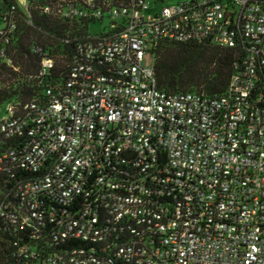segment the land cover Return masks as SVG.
I'll return each mask as SVG.
<instances>
[{"label": "built area", "instance_id": "2783aa9c", "mask_svg": "<svg viewBox=\"0 0 264 264\" xmlns=\"http://www.w3.org/2000/svg\"><path fill=\"white\" fill-rule=\"evenodd\" d=\"M101 2L57 5L108 26L78 39L56 81L55 55L31 44L40 97L0 112V138L15 140L0 156L11 264H264V0ZM17 10L27 1L1 17L3 57ZM158 40L243 57L220 96L167 93L142 64Z\"/></svg>", "mask_w": 264, "mask_h": 264}, {"label": "trees", "instance_id": "16d2710c", "mask_svg": "<svg viewBox=\"0 0 264 264\" xmlns=\"http://www.w3.org/2000/svg\"><path fill=\"white\" fill-rule=\"evenodd\" d=\"M26 1V12L16 11L17 28L10 43L4 46L5 56L0 53V106L9 101L40 97V88L29 78L39 68V58L31 52V44H37L55 55L56 63L51 75L56 81L65 77L74 59L79 57L78 39L90 33L92 24L106 21H77L60 17L56 9L62 0ZM101 1L97 0L100 5ZM120 1L127 0H113L112 4L117 5ZM164 1L152 0V9H157V3ZM15 5V0H0V21L2 15ZM47 7L50 11L44 13L43 9ZM151 52L159 89L167 93L194 92L213 97L226 92L234 66L243 57L239 48H223L209 42L158 40L152 42ZM7 59L11 64L7 63ZM14 142V139L0 138V156L14 147ZM0 187L7 191L12 189L13 180L0 176ZM12 234L10 228L0 222V264H11L15 260L14 241L18 239ZM21 238L25 239L19 236Z\"/></svg>", "mask_w": 264, "mask_h": 264}, {"label": "rangeland", "instance_id": "374dc122", "mask_svg": "<svg viewBox=\"0 0 264 264\" xmlns=\"http://www.w3.org/2000/svg\"><path fill=\"white\" fill-rule=\"evenodd\" d=\"M15 1L18 2L19 0H15ZM180 1L183 0H165L164 2H158L157 10H159L164 5H175ZM105 26H107V21H105L103 24L97 22L90 26V30L92 33L102 32ZM3 27H4V23L0 21V29H2ZM142 64L147 67L152 66L154 64L153 56L150 53L146 54L143 58ZM4 106L5 104H3V106L0 107V112L3 111Z\"/></svg>", "mask_w": 264, "mask_h": 264}]
</instances>
